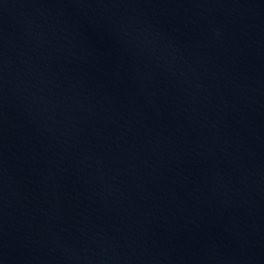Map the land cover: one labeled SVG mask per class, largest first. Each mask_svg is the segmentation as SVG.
<instances>
[{"label": "water", "instance_id": "water-1", "mask_svg": "<svg viewBox=\"0 0 264 264\" xmlns=\"http://www.w3.org/2000/svg\"><path fill=\"white\" fill-rule=\"evenodd\" d=\"M0 264H264V0H0Z\"/></svg>", "mask_w": 264, "mask_h": 264}]
</instances>
